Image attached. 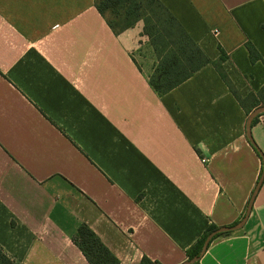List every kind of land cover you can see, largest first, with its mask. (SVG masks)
Wrapping results in <instances>:
<instances>
[{"label":"crops","instance_id":"0c3cea01","mask_svg":"<svg viewBox=\"0 0 264 264\" xmlns=\"http://www.w3.org/2000/svg\"><path fill=\"white\" fill-rule=\"evenodd\" d=\"M160 1L242 98L261 90L264 0ZM143 26L113 32L95 0H0V247L17 264H89L81 225L119 264H180L211 225L244 217L264 114L261 158L212 64L159 95ZM199 264H264V181Z\"/></svg>","mask_w":264,"mask_h":264},{"label":"trees","instance_id":"16d2710c","mask_svg":"<svg viewBox=\"0 0 264 264\" xmlns=\"http://www.w3.org/2000/svg\"><path fill=\"white\" fill-rule=\"evenodd\" d=\"M95 7L115 33H121L143 22V35L148 38L157 58V64L150 77V85L159 95L167 94L203 67L212 64L239 104L246 109L247 114L259 106H264V86L259 92L242 98L224 72L221 63H211L160 0H95ZM246 48L252 62L261 60V56L251 43H246ZM225 57V53H222L221 61ZM247 105L250 108H247ZM258 117L253 122H256ZM250 143L263 158L256 145ZM217 229L216 226L211 225L197 243L188 249L187 258L198 256L207 236ZM223 234L225 233L214 236L212 241ZM73 242L82 251L89 264H119V260L86 225L79 227ZM0 264L17 263L0 247ZM140 264L161 263L144 256ZM195 264H199V261Z\"/></svg>","mask_w":264,"mask_h":264},{"label":"water","instance_id":"95a60500","mask_svg":"<svg viewBox=\"0 0 264 264\" xmlns=\"http://www.w3.org/2000/svg\"><path fill=\"white\" fill-rule=\"evenodd\" d=\"M264 114V106H259L255 109H253L250 114L248 115V118H247V124H246V130H247V137L249 139L250 142H253L252 140V137H251V127H252V123L254 121L255 118H257L258 116L260 115H263ZM264 181V169H263V173L253 191V194L250 198V201L248 203V207H247V210H246V213L244 215V217L238 222L236 223L235 225H232V226H229V227H221V228H218L217 230L213 231L212 233H210L205 242H204V245L202 247V250L201 252L199 253L198 256L192 258V259H187L186 261L180 263V264H195L196 262L200 261L201 258L203 257V255L206 253L207 249L209 248V245H210V242L212 241V239L214 238V236L218 235V234H222V233H230V232H235V231H239L241 230L247 220H248V217L250 216V213L252 211V208H253V203H254V200L259 192V189L262 185Z\"/></svg>","mask_w":264,"mask_h":264},{"label":"built area","instance_id":"2783aa9c","mask_svg":"<svg viewBox=\"0 0 264 264\" xmlns=\"http://www.w3.org/2000/svg\"><path fill=\"white\" fill-rule=\"evenodd\" d=\"M214 34H215V35H218V31H217V30H215V31H214Z\"/></svg>","mask_w":264,"mask_h":264}]
</instances>
